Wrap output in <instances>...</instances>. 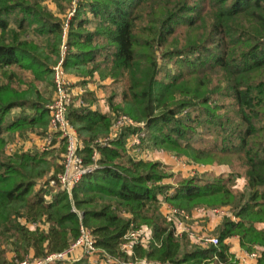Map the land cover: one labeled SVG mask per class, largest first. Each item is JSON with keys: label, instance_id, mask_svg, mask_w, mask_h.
<instances>
[{"label": "trees", "instance_id": "1", "mask_svg": "<svg viewBox=\"0 0 264 264\" xmlns=\"http://www.w3.org/2000/svg\"><path fill=\"white\" fill-rule=\"evenodd\" d=\"M44 1L0 0V264L63 251L81 224L103 252L122 261L127 231L149 226L153 241L148 250L137 247L134 259L237 264L225 240L239 236L245 250H260L264 264V229L256 226L264 223V0H80L67 22L64 67L83 84L96 75L109 81L102 87L110 107L92 109L96 97L87 91L86 106L69 108L85 166L94 163L93 144L117 113L145 122L143 148L231 171L184 177L159 160L134 158L127 141L140 128L130 127L98 148V167L84 173L72 197L58 189L51 200L47 181L36 186L63 171L65 147L3 153L9 136L49 127L51 97L41 85L54 86L66 22ZM160 196L189 212L229 207L237 220L223 217L220 243L202 248L175 235Z\"/></svg>", "mask_w": 264, "mask_h": 264}, {"label": "built area", "instance_id": "2", "mask_svg": "<svg viewBox=\"0 0 264 264\" xmlns=\"http://www.w3.org/2000/svg\"><path fill=\"white\" fill-rule=\"evenodd\" d=\"M67 23L64 31V39L67 38ZM67 53V45H62V59L53 67L54 71V95L48 105L50 122L45 132H36L35 137L30 139L16 138L12 143H7L4 148L5 153L31 151L33 147L36 150L46 151L57 146L65 147L62 153L61 163L63 171L54 177H48L45 185L48 189L46 198L51 200L58 189L66 190L72 197L74 188L80 183L83 175L87 171H92L98 167L97 161L100 158L98 148L100 146H109L112 141L119 138L120 135L130 127L140 128L132 133L127 141L128 153L137 159L152 160L150 151L142 147V139L145 137V122H139L134 118L120 114L115 115L110 125L109 132L97 139L93 144L94 163L85 166L84 158L80 154L83 148V142L79 136L77 129L68 118L69 108L76 103L78 106H85L81 99L75 100L72 82L69 79V73L64 67V57ZM33 138V140H32ZM28 144V145H26ZM178 158V157H177ZM162 215L172 224L174 233L177 237L188 235L189 238L202 248H208L211 245H218L220 239L213 235H200L195 232L191 220L193 219L191 212L171 204L164 196L159 197ZM205 214L213 213L220 217L231 216L233 220H237L232 214L229 207H200ZM153 241V229L149 226L133 227L127 231L120 245L121 251L128 257L127 260H119L108 256L96 244V239L92 230L81 224L79 237L65 250L59 252H51L42 257L27 256L23 260H17L13 264H64L72 261H78L87 258L91 264H138L137 259L133 258L135 249L141 247L147 249ZM251 257L258 258L257 252L249 253ZM132 259H131V258ZM130 258V259H129ZM144 264L147 260L144 259ZM157 264H162L161 262ZM167 264H173L168 262Z\"/></svg>", "mask_w": 264, "mask_h": 264}, {"label": "crops", "instance_id": "3", "mask_svg": "<svg viewBox=\"0 0 264 264\" xmlns=\"http://www.w3.org/2000/svg\"><path fill=\"white\" fill-rule=\"evenodd\" d=\"M69 79L72 82L76 102L81 100L83 95L86 94L87 91H90V92H93L95 97H96L95 102H93L91 104V108L94 110H100L103 113H109L110 112V107L107 104V100H106V92H105V89L102 87L103 84H109V82L101 81L98 75H96L92 80L85 82V84L82 83V77L77 76L76 74H69ZM84 103L86 106L87 103L86 102H84ZM35 133L36 132H32L31 137H35V135H34ZM17 135H19V133H16L15 136H17ZM32 140H33V138H32ZM26 145H28V144H26ZM61 148H64L63 143H62V145L56 147L57 151H60ZM160 154L161 155L155 156L154 158H151V159L161 161L164 165L167 166V168L169 169L170 172H173V173L178 175L179 171L178 172L176 171L178 165L176 164V166H175L176 162H175V159H173V156L172 157L170 155L168 156L166 153H162V152H160ZM202 166L204 167L205 165H202ZM208 166H211V165H208ZM211 167L213 168L211 171H214L216 174H227L231 171L230 167L226 166V165H220V166L217 165L216 167H214L212 165ZM179 169L182 172H185L184 168L180 167ZM194 173H187V175H185L183 173L180 175L187 177V176L193 175ZM166 182L171 183L174 186L177 185L175 180L172 178L166 180ZM237 186L239 188L243 189L245 186V180L242 178L238 179L237 180ZM200 209L201 208L198 207V208H195L191 211V214L193 217V219L191 220V223L193 225V228H194V230L198 236H200V235H213L214 232H216L217 227L221 224L223 218L220 216H217L213 213H210V212L205 214ZM256 226L259 229H264V223H257ZM191 242L194 243L195 245H198L195 242H193L192 240H191ZM225 243L230 245V251H231V253H233L235 255V257L238 261L237 264H259V260H258L259 257L258 258L251 257L249 255V253L257 252L260 256V253H261L260 250L258 248L252 252L245 250L241 245V241H240L239 236L229 237L225 240ZM12 257H13V253L9 252L8 258L11 259ZM75 262H77V261H72V262H68V263H75Z\"/></svg>", "mask_w": 264, "mask_h": 264}, {"label": "rangeland", "instance_id": "4", "mask_svg": "<svg viewBox=\"0 0 264 264\" xmlns=\"http://www.w3.org/2000/svg\"><path fill=\"white\" fill-rule=\"evenodd\" d=\"M79 1L80 0H73L72 1V3H68V1L67 0H45L44 1V5H46V7L53 13V15L54 16H56V17H58V18H60L61 20H63L64 22H66V24H65V27H66V25H67V22L71 19V18H73V16L75 15V13L77 12V7H78V4H79ZM58 2H61L63 5H65L66 6V9L63 11V10H61L60 9V7H59V3ZM90 16H91V14H90ZM91 27H93V24H91ZM68 29H69V27L67 28V31H68ZM42 42H44L45 41V38L43 37V38H41L40 39ZM67 41V38H66V40L64 39V42H66ZM64 42H63V44H64ZM169 67H171V64H170V66ZM0 78H1V75H0ZM100 78V77H99ZM3 81V80H2ZM106 82H109V81H106ZM41 89H42V91L47 95V96H50L51 97V100H52V98H53V95H54V87H52V88H50L49 86H46V85H44V84H42L41 85ZM105 92H106V90H105ZM14 112H17L18 111V109H14L13 110ZM13 112V113H14ZM13 115V114H12ZM12 115H10V116H12ZM116 115H120V114H117L116 113ZM126 115H128V114H126ZM115 115H113V117H114ZM128 116H130V115H128ZM130 117H132V116H130ZM133 118V117H132ZM38 130H35V131H30L28 134H27V136L26 137H22L20 134L19 135H17V136H15V135H11V136H9V138H7L8 139V141H7V143H12L13 141H15V139L17 138V137H20V138H23V139H25V140H27V139H30L31 138V133L32 132H37ZM39 132V131H38ZM36 147H33L32 149H31V151H36ZM22 150V149H21ZM21 150L19 151L18 150V152L16 151V152H9V153H5L4 152V150H3V153H4V156H8V157H12V156H14L16 153H20L21 152ZM148 150H150V153L152 154L151 155V158H154L155 156H158V155H161L160 154V152H162V153H166L168 156L170 155L171 157L173 156V159H175V166H176V164L178 165V167H177V169H176V171L178 172L179 171V174L178 175H180V174H185V175H187V173H199L200 175H207L209 172L210 173H215L214 171H211L213 168L211 167V166H208V165H205V164H197V163H193L191 160H189L186 156H181V155H179L177 152H173V151H164V150H156V149H153V148H148ZM153 152V153H152ZM159 152V153H158ZM178 157V158H177ZM199 165V166H198ZM202 165H205L204 167L202 166ZM214 167H216L217 165H213ZM180 167H182V168H184V171L185 172H182L179 168ZM197 167V168H196ZM200 167V168H199ZM199 168V169H198ZM217 169V168H216ZM184 177H186V176H184ZM48 178V176L47 177H45V178H43V179H40L39 181H38V185L36 186V189H38V187H39V184L40 183H42L45 179H47ZM242 181V180H241ZM213 236H217V234H216V232H214V234H213ZM149 248H147V250H148ZM7 255H8V253H7ZM131 258V257H130ZM129 258V259H130ZM9 259V258H8ZM132 259V258H131ZM144 259H146L147 260V264H157V263H159L160 261H158V260H156V259H150V258H146V257H143V258H139V259H137L138 260V262H140V263H138V264H144V262H142V261H144ZM89 261V260H88ZM89 264H91L90 263V261L88 262ZM162 264H167V263H164V262H161ZM64 264H74V263H64Z\"/></svg>", "mask_w": 264, "mask_h": 264}]
</instances>
